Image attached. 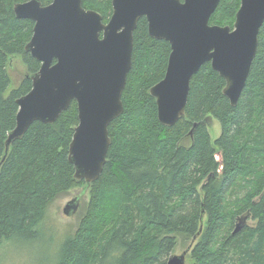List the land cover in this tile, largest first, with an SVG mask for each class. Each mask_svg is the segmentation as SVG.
<instances>
[{"label": "trees", "instance_id": "16d2710c", "mask_svg": "<svg viewBox=\"0 0 264 264\" xmlns=\"http://www.w3.org/2000/svg\"><path fill=\"white\" fill-rule=\"evenodd\" d=\"M27 1L0 0V162L16 127L17 100L30 92L31 76L41 68L26 51L35 24L14 13L16 4ZM52 1L41 0L44 6ZM82 1L109 22L112 0ZM240 6L241 0H221L210 24L233 28ZM171 52L168 42L149 36L148 22L141 19L122 96L124 113L109 126L106 164L89 188L87 215L63 242L58 264H167L176 235L199 238L194 264H264V24L237 106L224 95L225 79L206 63L191 79L185 116L167 127L150 90L164 79ZM16 58L25 73L9 91ZM210 118L221 126L215 141ZM78 124L73 102L54 124L34 122L11 145L0 169V246L37 236L50 204L86 185L75 179L69 161ZM245 216L255 224L246 222L235 233Z\"/></svg>", "mask_w": 264, "mask_h": 264}, {"label": "water", "instance_id": "95a60500", "mask_svg": "<svg viewBox=\"0 0 264 264\" xmlns=\"http://www.w3.org/2000/svg\"><path fill=\"white\" fill-rule=\"evenodd\" d=\"M220 2L112 0L108 23L99 12L85 9L82 0H53L46 6L41 0L16 4V17L35 24L26 51L41 68L31 76L30 92L17 100L16 127L6 140L0 169L13 142L34 122L54 124L76 102L79 124L69 161L75 179L85 182L84 191L99 179L111 145L109 126L124 113L122 96L132 68L134 32L143 18L149 36L168 42L172 49L164 79L150 90L162 125L174 126L185 116L191 79L206 63L225 79L224 95L236 107L257 54L264 0H241L233 28L210 24ZM79 205L76 197L64 213L72 216ZM248 217L239 219L235 233ZM203 225L204 221L199 234ZM189 250L171 256L167 264H185Z\"/></svg>", "mask_w": 264, "mask_h": 264}, {"label": "rangeland", "instance_id": "374dc122", "mask_svg": "<svg viewBox=\"0 0 264 264\" xmlns=\"http://www.w3.org/2000/svg\"><path fill=\"white\" fill-rule=\"evenodd\" d=\"M88 4L102 9L106 7V4L97 1H88ZM10 73L15 83L11 84L9 91L14 88L25 73V68L20 59H13ZM208 131L212 141H215L221 135L220 123L210 118ZM84 187L79 186L66 191L50 204L42 224H40L41 226L38 227L37 236L29 239L13 238L4 241L0 246V264H58L63 242L75 235L82 219L87 215L91 195L89 189L84 191ZM76 197H80L79 208L72 216H67L64 209ZM236 198L237 196H231L230 200L235 201ZM247 222L250 226L255 224V221L250 219ZM205 223L207 224V217ZM175 237L177 243L172 256L183 254L192 245L186 255L185 264H194L192 250L199 242V238L192 243V237L186 235H176Z\"/></svg>", "mask_w": 264, "mask_h": 264}]
</instances>
